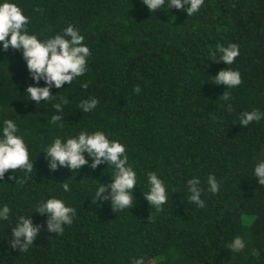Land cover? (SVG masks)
I'll list each match as a JSON object with an SVG mask.
<instances>
[{
	"label": "trees",
	"instance_id": "16d2710c",
	"mask_svg": "<svg viewBox=\"0 0 264 264\" xmlns=\"http://www.w3.org/2000/svg\"><path fill=\"white\" fill-rule=\"evenodd\" d=\"M12 2L29 17L30 34L46 39L72 24L91 54L82 77L34 105L21 96L31 81L20 52L0 51V118L18 122L34 160L27 176L8 170L0 180V204L11 209L0 221V264H132L140 256L145 264H264V186L252 171L264 161V0H204L189 16L166 6L152 14L141 0ZM229 44L240 54L224 65L217 50ZM223 68L239 71L242 83L215 84ZM92 97L96 109L83 112L80 103ZM253 110L261 119L241 126L240 114ZM53 115L62 121L53 124ZM97 130L126 146L137 173L129 209L94 203L95 180L107 184L111 166L77 173L46 166L42 151L55 137ZM148 172L168 191L159 211L142 194ZM209 175L219 183L215 194L207 190ZM193 178L200 180L203 207L189 200ZM50 197L76 210L73 223L61 235L42 227L26 253L12 249L16 219ZM31 219L44 225L46 217ZM237 236L246 243L234 252L229 244Z\"/></svg>",
	"mask_w": 264,
	"mask_h": 264
},
{
	"label": "clouds",
	"instance_id": "9594fccd",
	"mask_svg": "<svg viewBox=\"0 0 264 264\" xmlns=\"http://www.w3.org/2000/svg\"><path fill=\"white\" fill-rule=\"evenodd\" d=\"M203 2L204 0H141L152 14L166 6L167 11L184 10L188 16L197 13ZM28 23L29 17L23 13L18 4L12 0H0V51L12 49L20 52L31 81L23 85L24 91L21 96L27 95L28 100L25 102L30 101L36 105L51 101L56 96L53 95V89L60 90L64 85H70L76 78L82 77L87 71V62L91 53L84 43V36L72 24L67 25L60 33L40 39L37 35L29 33ZM217 51V58L224 65H232L240 54L236 44L221 46ZM214 79L215 84L227 88H234L242 83L240 72L230 68L220 70ZM83 86L87 87L86 84ZM134 91L139 92V88ZM222 98L227 101L230 97L224 93ZM98 103L99 101L92 97L82 101L79 107L83 112L88 113L96 109ZM54 107L58 113L62 112L61 103L55 104ZM261 116L262 114L257 110L243 112L240 114L239 124L248 126L253 121L260 120ZM61 121V115L51 117L53 124ZM60 126L63 127V124ZM42 152L50 172L63 168L70 173H77L85 166L93 170L101 164L106 167L111 166L112 176L107 184L93 179L96 181L94 203L109 202L112 209L118 210L133 206L134 189L138 186L137 173L128 163L126 146L118 140L109 139L103 131L97 130L91 133L81 131L65 138L57 136ZM33 161L18 122L7 116L0 118V180L8 170L12 172L22 170L27 176L33 172ZM252 171L257 183L264 186V161L257 162ZM9 179L16 180V177L12 175ZM59 184L63 192L71 191L70 183ZM187 190L190 202L203 207L200 180L198 178L189 180ZM207 190L213 194L219 191V183L214 175L207 177ZM142 194L147 203L157 211L162 209L169 198L165 183L155 172L147 173V191ZM10 213L11 209L7 204H0V221H8ZM33 213L46 217L44 225L33 223L31 219ZM75 215L76 210L61 198L50 197L39 201L31 215L19 216L14 227L10 229L11 248L19 252H28L42 227L49 233L63 234L65 227L73 223ZM245 243V240L237 236L229 247L234 252H239L245 247ZM132 264H145V258L137 257Z\"/></svg>",
	"mask_w": 264,
	"mask_h": 264
},
{
	"label": "rangeland",
	"instance_id": "374dc122",
	"mask_svg": "<svg viewBox=\"0 0 264 264\" xmlns=\"http://www.w3.org/2000/svg\"><path fill=\"white\" fill-rule=\"evenodd\" d=\"M250 221H251V219H250V218H248V219L246 218V222H250Z\"/></svg>",
	"mask_w": 264,
	"mask_h": 264
}]
</instances>
